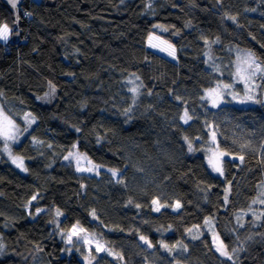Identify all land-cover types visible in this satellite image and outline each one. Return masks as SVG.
Here are the masks:
<instances>
[{
	"label": "trees",
	"instance_id": "obj_1",
	"mask_svg": "<svg viewBox=\"0 0 264 264\" xmlns=\"http://www.w3.org/2000/svg\"><path fill=\"white\" fill-rule=\"evenodd\" d=\"M17 15L0 0V24L21 37L0 41V104L18 125L25 113L35 122L10 144L24 174L0 140V264H233L215 250L206 219L227 250L243 249L235 264H264V204L247 213L264 182L262 97L243 104L223 93L215 108L201 99L219 83L240 94L245 60L234 50L264 64V0H21ZM168 45L175 58L159 52ZM73 145L122 170L124 183L105 170L78 173L64 159ZM210 147L228 153L222 176L206 165ZM154 199L166 205L159 212ZM74 225L99 233L117 256L79 241L70 251Z\"/></svg>",
	"mask_w": 264,
	"mask_h": 264
},
{
	"label": "snow or ice",
	"instance_id": "obj_2",
	"mask_svg": "<svg viewBox=\"0 0 264 264\" xmlns=\"http://www.w3.org/2000/svg\"><path fill=\"white\" fill-rule=\"evenodd\" d=\"M8 3L11 6V8L13 10H15L17 8L18 0H8ZM25 15H30V13H25ZM227 18L232 19L233 21H235V17H227ZM18 20H19V16L17 15L16 16V21H18ZM11 32H12V28L9 27L8 23L0 24V41H7L9 39V36H10ZM150 39H151V37H150ZM164 43H167V42H164ZM205 43H208V41H205ZM168 48L172 49V46L168 45ZM164 50L165 49H161V51H164ZM168 54L173 56V58H175V50L174 49L169 51ZM245 56H246V60H245L246 67L241 68V67L238 66L237 74L238 75H242L243 74L242 78L245 80L246 87H247V81L249 79L255 78L257 76L264 77V64H262L258 59H256L254 57V54H252V53H246ZM230 87L231 86L228 85V84L223 85V88H230ZM50 88H51V90L53 92L55 91V86L54 85L50 84ZM130 91L133 93V104H135L136 96L138 94V89L133 88V89H130ZM149 94H151V93H149ZM222 95H223V91L218 86L217 88H213V89L207 90L204 93V95L201 96V99L202 100H205V99L208 100L211 103V106L213 108H215L220 103V99H221ZM176 99L180 100V97H176ZM247 99H252V96L248 95ZM131 111H132V107L129 106L128 108H126L124 110V114L127 115ZM191 119H192V116L189 115L188 110L185 109L183 115L180 116V120H182L185 124H187L189 122V120H191ZM24 120H25V122L28 125H31L32 123L35 122V117L32 116L31 113H25L24 114ZM211 127H212V125H209V128H211ZM27 131H28V127H24L23 129H21L18 126V124L15 122V120L9 114H7L2 107H0V140H3V142H4L3 151L8 154L9 158L12 160V163L15 164L18 168H21V170H26V169H24L23 158L20 157V156L13 155L9 142H11V143L18 142L19 141V137L21 135H23L24 132H27ZM77 131H79V129H77ZM33 139H34V142L39 143V141H35V138H33ZM211 139H212L213 143L216 142V133H215V131L211 132ZM185 140H186V142H188V150L190 152L193 151L191 142L188 141L187 137H185ZM75 147L76 146L73 145V148H75ZM227 155H228L227 152L220 151L217 148V150L211 151L210 155L208 156V164H209V166L212 168V170L214 172L219 173L221 176L224 174L223 167H222L223 157H225ZM72 158H74L72 152H69V154L64 157L65 160H70ZM238 158L241 161L244 160L243 156H239ZM76 170L78 172L79 171L92 172V171L95 170V166L88 167V168H81V167H79V159L77 158V169ZM109 171L111 172V175H112L113 179L116 180V183H118V184H123L124 183L123 179L120 178V177H122V174H123L122 170L109 169ZM81 187H83V185ZM226 192H227V190H226ZM36 199H37V196L34 195L32 197V200H36ZM225 202H227V195L225 196ZM29 203H31V201H29ZM260 203H264V199H261ZM152 204L156 205V207L153 208V211H157V212L160 211L161 207L166 206V205H161L159 203V201L156 200V199H154L152 201ZM136 206L140 207L139 205H136ZM180 207H181L180 203L177 202L175 204V208H180ZM40 211H43V210L42 209H37V212H40ZM55 214H56V216L61 215L60 210L56 209ZM91 214L95 218V211L94 210H93V212ZM253 215H255V213H253ZM261 215L264 216V213H261ZM256 219H260V216H256ZM206 223H208V221H206ZM73 227L75 229L77 226H73ZM83 231H84L83 229H80V232H83ZM187 231L189 233H191L192 229H188ZM75 235H79V233L77 231L73 230L71 232V234L68 236L67 242L71 243V238H72V236H75ZM139 238L145 245H147L148 248L151 249V248L154 247L153 243L146 236L141 235ZM192 238L193 239H197L198 237L194 235ZM218 239L219 238L217 236L213 237L214 242L217 241ZM87 242L88 241H86V243ZM160 247L168 250L171 253L172 250L177 247V245H172L171 247H169V245L161 242L160 243ZM2 250H3V246L0 245V251H2ZM106 250L107 249L103 248L99 244L96 247V251H106ZM242 250H243L242 248H240V249H232L231 253H230L227 250L226 246L223 244V242H220L218 244V246H216V251L219 252L220 256L225 257L229 261H233V264H235L234 255L236 253H238L239 251H242ZM183 251H185V252L187 251V246L183 247ZM109 254L111 255L112 253H109ZM120 259H123V257H120Z\"/></svg>",
	"mask_w": 264,
	"mask_h": 264
},
{
	"label": "rangeland",
	"instance_id": "obj_3",
	"mask_svg": "<svg viewBox=\"0 0 264 264\" xmlns=\"http://www.w3.org/2000/svg\"><path fill=\"white\" fill-rule=\"evenodd\" d=\"M21 40V37H20V34H19V32L18 31H12L11 32V34H10V36H9V39L7 40V41H3V42H15V41H20ZM163 46H164V43H163ZM164 49V48H163ZM169 51H171V50H164V51H159L160 53H162V54H164V55H166V56H170L168 53H169ZM234 52L236 53V55L238 56V57H240V58H242V59H244V60H246V57L245 56H243V55H241L240 53H239V51H237V50H234ZM239 67H241V68H243V67H246V64H244L243 66H239ZM243 75V74H242ZM242 75H239V77L243 80V83H244V88L243 89H241V91H239V93L240 94H237L235 91H233L232 90V86L230 87V88H223V85H225V84H223V83H219L215 88H217L218 86H219V88L220 89H222V91H223V93H226V94H229L231 97H232V99H233V101L234 102H237V103H243V104H246V103H248V102H252V101H255L256 100V93H257V91H258V93L260 92V96L262 97V98H259L263 103H264V86L263 87H261L260 89H258V90H256L257 89V85H258V83L260 82L259 80L261 79V76H257V77H255V78H252V79H249L248 81H247V87H246V82H245V80L242 78ZM130 80H128V86L131 88V89H133V88H135V89H138V86H139V83H138V81H136L135 80V78L134 77H131V78H129ZM242 94V95H241ZM248 95H251L252 96V99H247V96ZM37 99H40V100H42L43 99V97L42 96H38L37 97ZM0 107H2L1 106V104H0ZM21 129H23L24 127H28V131H29V129L31 128V126H32V124L31 125H28L26 122H25V124L23 125V126H20V125H18ZM27 131V132H28ZM27 132H24L23 133V135H21L20 137H19V141L27 134ZM18 141V142H19ZM18 142H16V143H18ZM10 144H16V143H11V142H9ZM4 146V145H3ZM2 146V147H3ZM211 148H213L212 150H211ZM219 149V148H218ZM1 150H2V148H1ZM215 150H217V148H215V147H210V149L208 150V156L210 155V153H211V151H215ZM220 150V149H219ZM220 151H222V150H220ZM4 152V151H3ZM69 152H72L73 153V156H74V158H72V160H73V162H74V165H75V170L77 169V158L79 159V167H81V168H88V167H93V166H95V170L94 171H92V172H88V171H77L78 173H85V174H89V175H98L102 170H105V171H108L110 174H111V172L109 171V169L107 168H105V167H103V166H100V165H98V164H95V163H93L91 160H89V158L85 155V154H83V153H81V152H79V151H77L75 148L74 149H72L71 151H69ZM69 152H68V154H69ZM4 154L9 158V156H8V154L7 153H5L4 152ZM67 154V155H68ZM14 155V154H13ZM206 155V158H205V162H206V165L208 166V168L210 169V171L212 172V173H214V174H217V175H220L219 173H217V172H214L213 170H212V168L209 166V164H208V156ZM15 156H19V155H15ZM21 157V156H20ZM224 158V157H223ZM9 161H10V163L17 169V170H19L21 173H25V170H21V168H18L15 164H13L12 163V160L9 158ZM23 165H24V169H25V163H24V159H23ZM98 173V174H97ZM257 191H258V196H257V198H256V200H255V202L253 201V203H252V207L251 208H249V210L247 211V213L248 214H252L253 215V213H255V215L257 214V210H258V205H261V204H264V203H260V200L261 199H264V182H260V183H258V185H257ZM155 207H156V205H155ZM246 212H244V213H242L241 214V216L242 215H244ZM206 221H208V223H206L205 222V224H204V229L210 234V236H211V240H212V242H213V246H214V248H215V250H216V246H218V244L221 242V239L219 238V236H218V234H217V232L215 231V228L213 227V225H212V221L211 220H209V219H206ZM74 226H77L75 229H74V227H72L71 228V231H70V234H71V232L73 231V230H75V231H77L78 233H79V235H75V236H72V238H71V243H69V242H67V240H68V235L67 236H65V241H66V243L68 244V246H69V250L71 251V250H73V245L75 244V241H79V242H81L82 244H83V246L86 248V249H93V250H95L96 251V247H97V245L99 244L100 246H102L103 248H105V249H107L106 251H96V252H98V253H105V254H108L111 258L112 257H115V256H117L116 254H115V252H113V251H111L110 249H108L106 246H105V244H104V242L102 241V239H101V235L99 234V233H91V232H88V231H86V230H84L82 227H80V226H78V225H74ZM80 229H83L84 231L83 232H80ZM194 234L195 235H197V234H199V232H200V229H195L194 231ZM231 233H233V231L231 230ZM214 236H217L219 239L217 240V241H215L214 242V240H213V237ZM140 239V238H139ZM247 239V238H246ZM86 241H88L87 243H86ZM141 241V240H140ZM143 243V242H142ZM244 243L245 242H240V241H238V244H240L242 247H244ZM147 246V245H146ZM150 249V248H149ZM233 249H237V247H234ZM151 250H152V248H151ZM232 250V249H231ZM231 250L229 251L230 253H231ZM109 253H112L111 255L109 254ZM218 254H219V252H218ZM220 255V254H219ZM36 264H38V263H36Z\"/></svg>",
	"mask_w": 264,
	"mask_h": 264
},
{
	"label": "water",
	"instance_id": "obj_4",
	"mask_svg": "<svg viewBox=\"0 0 264 264\" xmlns=\"http://www.w3.org/2000/svg\"><path fill=\"white\" fill-rule=\"evenodd\" d=\"M3 2H5L9 7H11L10 5H9V3H8V0H2ZM21 0H18V4H17V6L19 5V2H20ZM14 11V18L16 19V16H17V8L15 9V10H13Z\"/></svg>",
	"mask_w": 264,
	"mask_h": 264
}]
</instances>
